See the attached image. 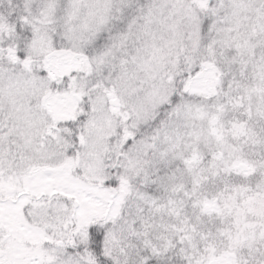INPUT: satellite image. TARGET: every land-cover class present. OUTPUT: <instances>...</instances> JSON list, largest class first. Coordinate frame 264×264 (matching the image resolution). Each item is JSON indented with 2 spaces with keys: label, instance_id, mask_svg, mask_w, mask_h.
<instances>
[{
  "label": "snow or ice",
  "instance_id": "1",
  "mask_svg": "<svg viewBox=\"0 0 264 264\" xmlns=\"http://www.w3.org/2000/svg\"><path fill=\"white\" fill-rule=\"evenodd\" d=\"M0 264H264V0H0Z\"/></svg>",
  "mask_w": 264,
  "mask_h": 264
}]
</instances>
